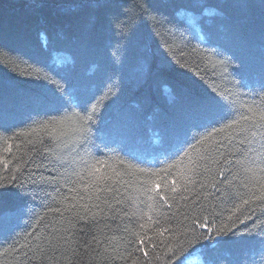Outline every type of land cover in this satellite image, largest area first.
I'll use <instances>...</instances> for the list:
<instances>
[{
    "label": "snow or ice",
    "instance_id": "6c2138e0",
    "mask_svg": "<svg viewBox=\"0 0 264 264\" xmlns=\"http://www.w3.org/2000/svg\"><path fill=\"white\" fill-rule=\"evenodd\" d=\"M65 2L30 0L37 12ZM117 2L74 0L79 15L65 11L51 23L85 53L107 40L113 64L117 57L121 64L136 57L137 82L147 83L155 62L151 42L166 23L161 10L169 0H130V7L113 14ZM219 7L209 38L215 46L199 55L201 62L216 60L221 78L236 91L188 95L155 152L138 148L125 121L105 120L122 81L118 86L109 77L85 85L57 73L59 83L38 77L48 90L36 94L9 93L0 85V197L17 195L55 214L51 220L36 216L32 231L23 234L0 215V232L13 234L5 252L16 253L17 264H142L138 253L145 264H184L176 253L185 243L214 250L232 238L258 240L264 251V0L258 15L254 0H221ZM188 23L198 26L192 18ZM141 24L149 32L130 51ZM170 36L161 45L166 58L186 68V46L174 47L175 33ZM37 127L61 132L28 139ZM25 144L30 147L22 151ZM121 153L127 159L109 163ZM145 217L148 227L121 228L125 220ZM116 231L119 238L110 235Z\"/></svg>",
    "mask_w": 264,
    "mask_h": 264
},
{
    "label": "trees",
    "instance_id": "16d2710c",
    "mask_svg": "<svg viewBox=\"0 0 264 264\" xmlns=\"http://www.w3.org/2000/svg\"><path fill=\"white\" fill-rule=\"evenodd\" d=\"M254 2L256 4L254 12L258 15L260 0ZM73 3L74 0H66L62 8H43L37 12L33 10L30 0H0V85L6 92L22 91L36 94L47 91V86L42 79H37L38 77L59 83V76H64L85 85L97 84L109 77L116 80L118 86L122 81L119 96L109 104L105 120L125 121L138 148L141 151L155 152L166 141L168 124L178 116L188 95L204 94L213 88L219 91L226 89L236 91L230 80L221 78L222 67L216 60L201 62L199 55L204 49L215 46L209 43V38L211 30L219 23L223 12L219 7L221 0H169L168 5L161 10L162 15L166 17V23L155 29L160 35L151 42L155 62L147 83L137 82L139 74L136 57L131 54L123 64L120 63L119 57L113 64L106 47L107 40L94 52L85 53L76 45L73 38H66L65 30H54L51 21L55 17L65 11L71 15H79V10L72 7ZM128 7L130 0H118L111 12L119 13ZM190 18L198 22L197 27L194 28L188 23ZM147 32L149 25L141 24L137 35L130 43V51L141 47L140 38ZM170 33H175L174 47L186 46L185 57L182 60L186 63V68L181 69L166 58L161 45L166 39H171ZM253 39L258 45L261 37L257 33ZM219 42L224 43L223 40ZM193 49L196 51H192ZM17 55L23 58L18 59ZM174 55L179 59L178 52ZM244 99L251 103L252 98ZM146 100L150 103H146ZM68 127V122H65L63 128ZM60 132V128L57 132H52L51 127H37L28 139L39 141L43 137L48 140ZM28 147L30 146L26 144L21 145V150L26 151ZM2 148L3 143L0 142V151ZM119 159L127 157L121 153L119 157L113 156L109 163L117 166ZM129 163L135 165L137 162L129 160ZM45 214V208L33 204L26 198L17 195L0 197V215L10 220L15 225V230L21 234L32 231L36 216ZM54 215L47 213L45 219L51 220ZM141 223L145 227L151 224L145 217L144 220H134L131 223L125 220L121 228L127 226L138 230ZM238 227L243 229L244 226ZM121 234L116 231L110 235L119 238ZM12 236V232H0V264H17L19 260V256L11 249L5 252L8 245L13 242ZM188 252L191 254H187ZM138 255L141 256L142 264H145L142 253ZM152 255L149 250V256ZM176 256L183 257L184 264H211L212 261H215V264H236L237 261L240 264H264V251H261L259 241L246 238L229 239L214 250L208 248L192 250L191 245L185 243ZM191 256L195 257V261L188 260ZM153 264L157 262L153 260Z\"/></svg>",
    "mask_w": 264,
    "mask_h": 264
},
{
    "label": "rangeland",
    "instance_id": "374dc122",
    "mask_svg": "<svg viewBox=\"0 0 264 264\" xmlns=\"http://www.w3.org/2000/svg\"><path fill=\"white\" fill-rule=\"evenodd\" d=\"M188 260L193 262V261H195V257L191 256L188 258Z\"/></svg>",
    "mask_w": 264,
    "mask_h": 264
}]
</instances>
